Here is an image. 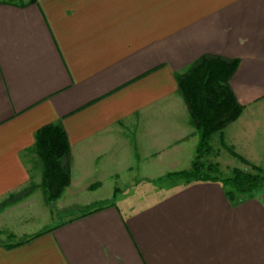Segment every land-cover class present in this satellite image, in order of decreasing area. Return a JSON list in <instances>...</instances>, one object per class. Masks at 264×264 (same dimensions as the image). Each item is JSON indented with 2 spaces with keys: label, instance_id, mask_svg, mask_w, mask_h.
<instances>
[{
  "label": "crops",
  "instance_id": "1",
  "mask_svg": "<svg viewBox=\"0 0 264 264\" xmlns=\"http://www.w3.org/2000/svg\"><path fill=\"white\" fill-rule=\"evenodd\" d=\"M208 54L239 61L230 83L244 106L212 136L210 162L264 168V0L0 3V203L44 193L35 134L59 122L71 183L57 201L74 200L30 233L12 228L26 221L18 204L0 212L2 229L31 236L0 243V264H264V187L232 201L216 181L169 179L156 196L116 183L191 168L199 134L176 76ZM106 185L111 197L77 199Z\"/></svg>",
  "mask_w": 264,
  "mask_h": 264
},
{
  "label": "trees",
  "instance_id": "2",
  "mask_svg": "<svg viewBox=\"0 0 264 264\" xmlns=\"http://www.w3.org/2000/svg\"><path fill=\"white\" fill-rule=\"evenodd\" d=\"M14 1L17 0H0V3L14 4ZM238 63L237 59L208 54L192 63L186 71L177 74L178 89L190 111L192 123L199 134V142L191 168L168 172L164 176L168 180L180 179L187 184L194 181L220 182L232 201L239 200L242 195L253 197L264 187V168L261 166L251 164V169L234 167L230 175L223 176L220 174L219 164L208 161L213 151L212 136L237 120L244 110L230 83ZM223 144L225 145L224 142ZM33 149L42 163L40 186L44 190L46 202L52 204L62 197L71 183V145L62 123H49L38 129ZM229 149L236 154L232 148ZM239 157L249 164L245 158ZM36 187L33 184L18 193L10 194L0 203V209L10 205L15 196L18 198L29 194ZM101 207L103 206L87 210L91 213ZM25 241L7 244V247H14Z\"/></svg>",
  "mask_w": 264,
  "mask_h": 264
},
{
  "label": "rangeland",
  "instance_id": "3",
  "mask_svg": "<svg viewBox=\"0 0 264 264\" xmlns=\"http://www.w3.org/2000/svg\"><path fill=\"white\" fill-rule=\"evenodd\" d=\"M218 135H216L212 141L213 146L217 147L218 145ZM196 156V155H195ZM195 158V157H194ZM220 163H221V172L220 174L223 176H228L231 173V170L233 169H228L227 166L230 164L228 163L226 160L218 158ZM208 161L210 162V158H208ZM237 162V161H236ZM244 162V161H243ZM248 164V163H247ZM245 165V164H244ZM231 166V164H230ZM245 168H250L251 166L249 165H245ZM181 171V170H178ZM144 173H146L145 170H136L135 173L133 172L132 174L130 173L129 176L127 177H122L121 180H114L116 181V183H118L119 186L124 187L125 183H130L131 180L135 179V184H144L145 187L148 189L149 191L151 190V188H154L151 191H154V195H158L160 192V190L162 188H164V190L170 188V185H166L168 179H166L165 177L159 178L158 180L153 179V178H146L144 177ZM136 174V175H134ZM151 183V184H150ZM159 186L157 189H155L154 185ZM140 186V185H139ZM134 188V187H133ZM117 191V189H116ZM113 193V188L112 186H108L107 185L105 187H103L102 189L96 191V192H82L80 195V197H78V200L81 201H88V200H96V199H100V198H106V197H111ZM128 195H133L131 192L127 193ZM140 195V193H138ZM20 195V194H19ZM18 195V196H19ZM13 202L8 205L7 207H4L3 209H0V212L6 210V208L16 205L18 204L17 207H15V209H11L10 211L15 210L16 213L24 215L26 218V221H24V223H18L13 225L12 228L15 229V231H18L17 233L20 232H34V231H38L40 228L43 227V225H46V223H49V221H57L60 219V217H57L58 213H61V215H69L68 212L72 209H70V205L74 202V200L71 198V196L69 195L66 198H63L59 201H55L52 204H48L45 200V195L42 191H38L36 193L33 194V192L31 193H26L22 196H19L17 198V196H15V198L12 200ZM35 206V207H34ZM38 207V209L36 208ZM81 211V210H79ZM29 214H34L33 217L34 219H32ZM27 217H30V219H28ZM69 217V216H68ZM4 228V226H3ZM31 236H14L13 234L9 233V230L2 229L0 227V243H5V244H10V243H17L23 240H26L28 238H30Z\"/></svg>",
  "mask_w": 264,
  "mask_h": 264
}]
</instances>
